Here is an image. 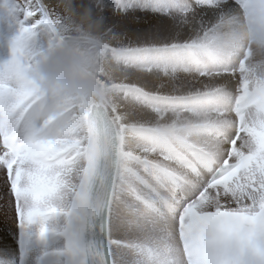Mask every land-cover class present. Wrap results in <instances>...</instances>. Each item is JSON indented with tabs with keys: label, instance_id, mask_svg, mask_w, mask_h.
Wrapping results in <instances>:
<instances>
[{
	"label": "snow or ice",
	"instance_id": "6c2138e0",
	"mask_svg": "<svg viewBox=\"0 0 264 264\" xmlns=\"http://www.w3.org/2000/svg\"><path fill=\"white\" fill-rule=\"evenodd\" d=\"M251 3H186L195 26L167 43L103 40L111 92L93 101L50 96L26 72L73 32L59 0H0L16 27L0 171L20 223L43 235L63 214L70 264H264V71L238 32Z\"/></svg>",
	"mask_w": 264,
	"mask_h": 264
},
{
	"label": "clouds",
	"instance_id": "9594fccd",
	"mask_svg": "<svg viewBox=\"0 0 264 264\" xmlns=\"http://www.w3.org/2000/svg\"><path fill=\"white\" fill-rule=\"evenodd\" d=\"M72 25V34L31 63L26 72L50 96L85 98L101 101L111 92L106 77L108 59L100 38V22L89 9L72 8V0H59ZM248 63L264 71V0H252L238 26ZM106 42V41H105ZM49 107L37 113L47 117L55 113Z\"/></svg>",
	"mask_w": 264,
	"mask_h": 264
},
{
	"label": "bare ground",
	"instance_id": "6f19581e",
	"mask_svg": "<svg viewBox=\"0 0 264 264\" xmlns=\"http://www.w3.org/2000/svg\"><path fill=\"white\" fill-rule=\"evenodd\" d=\"M95 1L96 3L89 10L93 19L100 22V38L116 47L167 43L177 36L180 38L187 36L191 28L195 26L194 19L186 22L188 18L183 16L186 3L196 7L197 3L193 0H113L111 13L114 26L112 24L109 27H107L109 13L105 12L106 5L103 3L100 5L101 0ZM115 8L116 11H114ZM167 11L172 13L167 15ZM203 11L202 8L197 9L198 14ZM124 26L127 28H123ZM14 35L3 36L4 42H9ZM240 41L244 49L243 39L240 38ZM8 48L10 49L9 44ZM10 56L7 55L6 59ZM62 222V219L53 220V223ZM16 234V223L13 229L0 217V256L7 261H13L17 255Z\"/></svg>",
	"mask_w": 264,
	"mask_h": 264
},
{
	"label": "rangeland",
	"instance_id": "374dc122",
	"mask_svg": "<svg viewBox=\"0 0 264 264\" xmlns=\"http://www.w3.org/2000/svg\"><path fill=\"white\" fill-rule=\"evenodd\" d=\"M95 3H96L95 0H89L90 6L88 7V9H90L92 5H94ZM102 3L106 5L105 12L109 13L107 16L108 17L107 27H109L113 24L112 13H111L113 12V5H112L113 0H101L100 5H102ZM114 11H116V8L114 9ZM171 13H168V14L166 13V14L169 15ZM4 20L8 21L10 24L4 25ZM12 24L13 23L10 21L7 15L3 12H0V38L3 36V34H8L5 32H11L12 30H16V27L14 24H13L14 28H12L11 26ZM123 28H127V26H124ZM2 41L4 42V39H0V44ZM1 47L7 51V49L4 46H1ZM13 204H14V200L9 192V189H6L4 186V173L0 171V217L2 218V221H4L7 225H9V227L12 226L13 229H15Z\"/></svg>",
	"mask_w": 264,
	"mask_h": 264
}]
</instances>
